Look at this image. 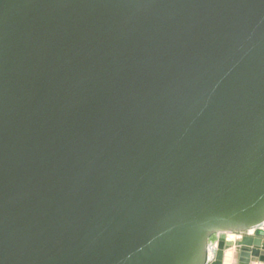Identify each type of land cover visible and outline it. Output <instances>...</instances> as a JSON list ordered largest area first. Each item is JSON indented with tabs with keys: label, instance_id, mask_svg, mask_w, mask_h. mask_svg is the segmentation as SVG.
I'll return each instance as SVG.
<instances>
[{
	"label": "water",
	"instance_id": "water-1",
	"mask_svg": "<svg viewBox=\"0 0 264 264\" xmlns=\"http://www.w3.org/2000/svg\"><path fill=\"white\" fill-rule=\"evenodd\" d=\"M229 250L264 263V0H0V264Z\"/></svg>",
	"mask_w": 264,
	"mask_h": 264
},
{
	"label": "bare ground",
	"instance_id": "bare-ground-1",
	"mask_svg": "<svg viewBox=\"0 0 264 264\" xmlns=\"http://www.w3.org/2000/svg\"><path fill=\"white\" fill-rule=\"evenodd\" d=\"M236 238H237L236 235H232V234L228 235V240H230L232 242L235 241ZM233 259H234L233 252L231 250L227 251L226 254H225V261H224L225 264H232Z\"/></svg>",
	"mask_w": 264,
	"mask_h": 264
},
{
	"label": "crops",
	"instance_id": "crops-1",
	"mask_svg": "<svg viewBox=\"0 0 264 264\" xmlns=\"http://www.w3.org/2000/svg\"><path fill=\"white\" fill-rule=\"evenodd\" d=\"M224 263H225V262H224ZM237 263H238L237 259L234 258V260L232 261V264H237ZM258 263H261V262L258 261V260H253V261L251 262V264H258Z\"/></svg>",
	"mask_w": 264,
	"mask_h": 264
},
{
	"label": "built area",
	"instance_id": "built-area-1",
	"mask_svg": "<svg viewBox=\"0 0 264 264\" xmlns=\"http://www.w3.org/2000/svg\"><path fill=\"white\" fill-rule=\"evenodd\" d=\"M234 250H235V249H234ZM212 262H213V260H212L209 264H212ZM224 264H225V263H224ZM237 264H239V263H237ZM258 264H264V263L261 262V263H258Z\"/></svg>",
	"mask_w": 264,
	"mask_h": 264
},
{
	"label": "rangeland",
	"instance_id": "rangeland-1",
	"mask_svg": "<svg viewBox=\"0 0 264 264\" xmlns=\"http://www.w3.org/2000/svg\"><path fill=\"white\" fill-rule=\"evenodd\" d=\"M234 260V259H233Z\"/></svg>",
	"mask_w": 264,
	"mask_h": 264
}]
</instances>
